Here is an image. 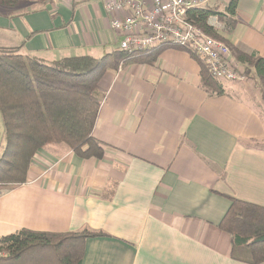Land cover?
Returning a JSON list of instances; mask_svg holds the SVG:
<instances>
[{"label": "crops", "instance_id": "0c3cea01", "mask_svg": "<svg viewBox=\"0 0 264 264\" xmlns=\"http://www.w3.org/2000/svg\"><path fill=\"white\" fill-rule=\"evenodd\" d=\"M228 1L202 6L222 10ZM104 4L0 10V48L45 62L101 57L119 38ZM235 21L218 31L223 41L264 56V0H238ZM220 83L223 93L209 95L199 62L176 47L162 49L154 63L106 71L93 130L103 158L46 145L27 182L0 193V237L21 228L101 233L84 241L80 264H249L234 258L218 223L226 196L264 206V113L247 83Z\"/></svg>", "mask_w": 264, "mask_h": 264}, {"label": "trees", "instance_id": "16d2710c", "mask_svg": "<svg viewBox=\"0 0 264 264\" xmlns=\"http://www.w3.org/2000/svg\"><path fill=\"white\" fill-rule=\"evenodd\" d=\"M24 1L49 2L0 0V6L14 7ZM237 4L238 0H229L222 10L204 5L188 10L187 18L206 34L223 40L209 19L214 16L225 30H232ZM165 47L171 46L132 54L115 47L101 57L77 55L52 62L23 55L17 48H0V193L27 182L36 154L48 144H63L81 159H102L104 144L93 136L106 94L101 78L106 71L131 62L154 63ZM187 52L199 62L200 86L209 95L222 94L220 81L211 76L206 64ZM232 54L246 77L254 74L261 81L264 93V56L235 47ZM226 197L230 205L218 227L231 236L234 258L249 264L264 262V206ZM98 236L102 234L86 229L47 232L21 228L0 237V264H80L84 241Z\"/></svg>", "mask_w": 264, "mask_h": 264}, {"label": "built area", "instance_id": "2783aa9c", "mask_svg": "<svg viewBox=\"0 0 264 264\" xmlns=\"http://www.w3.org/2000/svg\"><path fill=\"white\" fill-rule=\"evenodd\" d=\"M60 3L64 0H48ZM223 1V0H221ZM225 1V0H224ZM208 0H105L111 16L110 28L116 33L117 47L130 54L164 45L194 53L218 81H245L243 67L223 41L214 38L187 18L190 9ZM124 11L122 16L116 13ZM216 28V17L209 19Z\"/></svg>", "mask_w": 264, "mask_h": 264}, {"label": "rangeland", "instance_id": "374dc122", "mask_svg": "<svg viewBox=\"0 0 264 264\" xmlns=\"http://www.w3.org/2000/svg\"><path fill=\"white\" fill-rule=\"evenodd\" d=\"M34 5H35V2L24 1V2H20L19 4H17L14 7L0 6V10L3 11V12H6V13H9V12L10 13H22L25 10L30 9ZM216 29L219 32H222V33L224 32L222 24H220V27L218 26ZM221 41H223V40H221ZM227 46H228V48L230 50V53H232V47H230L228 44H227ZM221 81L224 82L225 80H221ZM255 81H259L258 84ZM239 82L245 83V84L247 83V86L251 87L252 90L256 91L254 96H256V97L258 96V101L262 105V108H261L262 113H264V93L262 92V90H260V89H262L261 81L260 80H256V77L254 76V74H252L250 77H246L245 81H239ZM2 145H3V123H2L1 116H0V155L2 154Z\"/></svg>", "mask_w": 264, "mask_h": 264}]
</instances>
